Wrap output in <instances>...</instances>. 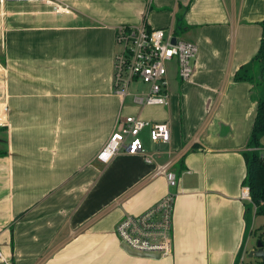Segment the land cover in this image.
Segmentation results:
<instances>
[{
    "label": "crops",
    "instance_id": "0c3cea01",
    "mask_svg": "<svg viewBox=\"0 0 264 264\" xmlns=\"http://www.w3.org/2000/svg\"><path fill=\"white\" fill-rule=\"evenodd\" d=\"M263 13L264 0H0V264H259L258 214L239 193L264 99L253 61ZM121 23L171 26L195 44L188 80L167 74V105L111 92ZM124 115L168 123L167 143L140 132L150 163L97 159ZM164 162L172 189L153 171ZM174 190L171 255L125 252L117 221Z\"/></svg>",
    "mask_w": 264,
    "mask_h": 264
},
{
    "label": "built area",
    "instance_id": "2783aa9c",
    "mask_svg": "<svg viewBox=\"0 0 264 264\" xmlns=\"http://www.w3.org/2000/svg\"><path fill=\"white\" fill-rule=\"evenodd\" d=\"M172 37L174 41L172 42ZM115 50L111 61V92L121 100L129 97L132 105H167V74L175 71L179 81L192 74V60L196 46L177 37L170 27L149 28L144 23H121L113 32ZM168 68V64L171 63ZM142 82L145 90L131 91L130 86ZM115 128L98 152L97 159L107 162L116 153L142 155L145 162L152 161L139 137L146 130L153 143L169 141V127L165 121L148 123L134 115L116 120ZM169 163L154 164V174H162L166 186L173 188L176 175L168 170ZM175 190L162 195L156 202L136 215H125L117 221L113 233L119 244L137 254L165 257L172 251V212ZM239 198L249 201L248 188L242 185Z\"/></svg>",
    "mask_w": 264,
    "mask_h": 264
},
{
    "label": "trees",
    "instance_id": "16d2710c",
    "mask_svg": "<svg viewBox=\"0 0 264 264\" xmlns=\"http://www.w3.org/2000/svg\"><path fill=\"white\" fill-rule=\"evenodd\" d=\"M177 25L180 26V24ZM259 25L260 38L253 61L255 60L257 68L260 70V79L264 82V13ZM245 78L240 73L233 76L234 80ZM255 102L253 121L246 141V148L248 149L243 153L245 175L242 182L248 188L249 201L254 207V212L264 217V154L258 152L259 138L264 135V99H256ZM254 232L257 235V240L264 247V223L259 225ZM258 263L264 264V261L260 260Z\"/></svg>",
    "mask_w": 264,
    "mask_h": 264
},
{
    "label": "water",
    "instance_id": "95a60500",
    "mask_svg": "<svg viewBox=\"0 0 264 264\" xmlns=\"http://www.w3.org/2000/svg\"><path fill=\"white\" fill-rule=\"evenodd\" d=\"M174 41V38L172 37V42ZM124 251L131 254V255H136V256H140V257H151V258H154V259H158V256L157 255H147V254H137V253H134L130 250H128L127 248H124ZM249 256L250 257H253V258H256V259H259V260H262L264 261V250L262 249L261 247V242L260 241H256V244H255V248L251 251H249Z\"/></svg>",
    "mask_w": 264,
    "mask_h": 264
},
{
    "label": "rangeland",
    "instance_id": "374dc122",
    "mask_svg": "<svg viewBox=\"0 0 264 264\" xmlns=\"http://www.w3.org/2000/svg\"><path fill=\"white\" fill-rule=\"evenodd\" d=\"M180 33H181L180 31H176L175 35L177 37H179V38H182ZM171 64H172V62L168 64V68L171 67ZM136 87H138L140 90H145L146 89V85L144 83H142V82H138V85ZM136 87L135 86H131L129 89H131V91H133L134 90L133 88H136ZM134 91L136 92V90H134ZM125 99H126L125 102L128 103V97H126ZM258 152H260L261 154H264V150L263 151L259 150ZM253 219H254L255 228L259 227V225L264 223V217L261 214L253 216ZM256 237H257V235H256Z\"/></svg>",
    "mask_w": 264,
    "mask_h": 264
}]
</instances>
